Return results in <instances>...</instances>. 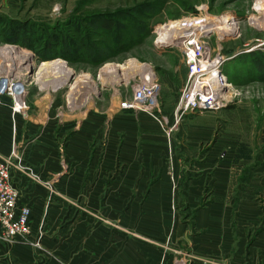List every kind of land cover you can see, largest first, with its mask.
<instances>
[{"label":"crops","instance_id":"obj_1","mask_svg":"<svg viewBox=\"0 0 264 264\" xmlns=\"http://www.w3.org/2000/svg\"><path fill=\"white\" fill-rule=\"evenodd\" d=\"M45 95L26 115L0 99V159L20 142L41 178L12 170L41 248L0 242V264H264V173L200 152L206 128L171 136L153 114L111 104L64 139Z\"/></svg>","mask_w":264,"mask_h":264},{"label":"rangeland","instance_id":"obj_2","mask_svg":"<svg viewBox=\"0 0 264 264\" xmlns=\"http://www.w3.org/2000/svg\"><path fill=\"white\" fill-rule=\"evenodd\" d=\"M126 10L137 25L123 19L121 13ZM0 16L11 25L0 36V75L8 71L28 79L32 109L33 101L46 94L39 104L54 108V120L64 139L73 134L74 123L81 121L91 107L112 104L122 108L133 87L150 89L151 71L158 84L152 95H157L162 112L169 117V124L164 125L168 135L177 133L185 138L190 125L206 128L200 152L217 151L221 160L234 164L236 174L252 172L245 176L253 180L264 173V0H0ZM101 16H113L117 18L115 23L121 21L123 31L119 34L126 38L125 50L100 65L92 63L93 56L82 53L73 61L60 56V40L70 35L82 44V31L86 33L91 21ZM184 18L191 20L190 29L177 30L166 38L160 35L170 22ZM12 22H17L20 29L12 30ZM203 24L206 26L197 36L196 27ZM208 27L211 30L203 33L202 29ZM185 33L191 37L179 39ZM38 35L42 42L35 41L39 48L36 52L26 43ZM5 51L9 52L6 57L10 63L5 62ZM16 52L25 53L26 60H19ZM209 54L230 83L220 93H210L223 96L219 100L222 107L180 113L177 123L179 100L195 84L196 77L189 74L193 58L201 60ZM52 60L65 61L73 74L67 76L68 69L62 63L40 68L43 61ZM132 62L139 67L130 65ZM117 64L130 68L113 67ZM135 111L153 114L149 110ZM259 185L256 197L264 209V185Z\"/></svg>","mask_w":264,"mask_h":264},{"label":"built area","instance_id":"obj_3","mask_svg":"<svg viewBox=\"0 0 264 264\" xmlns=\"http://www.w3.org/2000/svg\"><path fill=\"white\" fill-rule=\"evenodd\" d=\"M201 60L200 58L197 60L196 57L195 59L193 58L194 64H191L189 74L190 77H196L195 84L191 86L190 93L183 95L179 100L176 108L177 123H179L181 117L179 115L180 113L182 114L186 111H194L196 109H219L222 107L214 102L213 95L202 91L203 84L201 88L199 87L200 90H195L194 88V86L201 84L203 81L206 69L217 62L216 60H212L210 54L209 57H204ZM187 61L190 63V58ZM208 62H210V65L207 64ZM155 80H157L156 77L149 80L151 88H146L148 92L144 88L133 87V93L122 101L121 107L123 109L149 110L153 114L157 112V115L154 114L155 117L161 123L163 122L164 125H168L169 117L162 112L157 95H152V90L158 87ZM29 94L28 79L18 74L2 71L0 75V99L1 97H8L11 100L14 114L23 113L26 115L27 110L30 108L28 102ZM218 102L220 101L218 100ZM21 144L15 141L10 155L5 159H0V242L7 245L28 242L36 247H41V241L33 237V230L30 223V208L28 206H19L20 189L15 186L12 180V170L19 169L29 178L41 181V178L24 164ZM46 184L50 186L51 182L46 181Z\"/></svg>","mask_w":264,"mask_h":264},{"label":"trees","instance_id":"obj_4","mask_svg":"<svg viewBox=\"0 0 264 264\" xmlns=\"http://www.w3.org/2000/svg\"><path fill=\"white\" fill-rule=\"evenodd\" d=\"M142 6V5H141ZM123 19H130L129 22L131 25H137L138 21L130 16V10L122 11ZM103 18V19H102ZM117 18L101 16L100 19L96 21H91L92 23L88 28H86V33L82 31V44L80 40H75L73 37L68 35L66 39L60 40L63 42L62 49L60 51V56L64 57L67 60L73 61V58L77 54H85L90 57H94L92 60L94 64L100 65L107 61L109 58L115 57L118 52L122 49L127 48L126 38L121 36L119 33L123 31L122 23L120 20H117L116 23L114 20ZM10 21L4 20L0 16V36L5 29H10ZM12 30L20 29L18 28L17 22H12ZM140 29V28H139ZM138 29V31H139ZM41 37L38 35L36 37L31 36L29 43H26V46L36 52H39V48L36 45V40L42 42ZM61 39L58 37V40ZM17 43H21L18 39L14 40ZM39 42V41H38ZM82 47V50H81ZM41 57V55H40ZM42 58H49L43 57ZM84 60L82 59V62Z\"/></svg>","mask_w":264,"mask_h":264},{"label":"bare ground","instance_id":"obj_5","mask_svg":"<svg viewBox=\"0 0 264 264\" xmlns=\"http://www.w3.org/2000/svg\"><path fill=\"white\" fill-rule=\"evenodd\" d=\"M204 21V20H203ZM203 21L201 20V22L203 23ZM199 22V21H198ZM198 22H196V23H198ZM188 23L190 24L191 23V20L189 19V18H184V19H180V20H177V21H172V22H170L169 24H168V26L167 27H164V28H162L161 29V31H160V35L163 37V38H166L167 36H169L171 33H174V32H177V30H181L182 31V29L184 28L185 30L186 29H190L189 27H190V25H188ZM194 24L195 26L197 25V24ZM206 23H208V22H206ZM213 25V24H212ZM202 26H206V24H203V25H201V26H199V27H196L197 29L196 30H198V32H196V35L197 36H199L202 32H200L199 31V29H201V27ZM176 30V31H175ZM203 30V33H206V32H208V31H210L211 29L208 27V29L206 30H204V29H202ZM183 32H184V30H183ZM186 32V31H185ZM183 34V33H182ZM186 34V33H185ZM177 35V34H176ZM189 35V36H188ZM184 37H191V35H190V33H187L186 35H180L179 36V39H181V38H184ZM187 40H189V39H187ZM186 42V41H185ZM188 45V44H187ZM10 47V46H9ZM5 53V57H6V54L8 53L9 54V52L8 51H5L4 52ZM16 53H19V54H17L18 56H17V58H20L19 60H26V58H27V56H26V54L24 53H20V52H16ZM16 57V56H15ZM6 61L5 62H9L10 63V61L8 60L9 58L8 57H6ZM16 60H18V59H16ZM24 62H26V61H24ZM19 63V62H18ZM20 63H22V62H20ZM56 63H62L63 65H64V67H66V69H68L67 71H65V73L66 74H68L67 76H69V75H72L73 74V72L71 71V69L70 68H68L65 64H66V62L65 61H63V60H52V61H43L42 62V64H41V66L42 67H40L41 69L42 68H47L48 66H50V65H54V64H56ZM136 63V62H135ZM208 64L210 65V62H208ZM219 64V63H218ZM217 64V62L215 63V64H213L211 67H209V68H207L206 69V72L204 73L206 76V80H205V82H203L202 84H203V86H202V84H199V85H196V86H194V88H195V90H200V88H201V86L203 87V89H204V93H208L209 95H210V93H212L213 91H215V92H218V93H220V90H222V88L224 89V88H227V87H229L230 86V83L227 81V79L224 77V75L222 74V69L220 68V66ZM28 65H29V63H28ZM32 65V64H31ZM130 65H132V66H134V67H139L137 64H134L133 62L132 63H130ZM130 65H128V66H123L122 64H117L116 66H113V67H115V68H118V69H128V68H130ZM108 66H112V65H108ZM32 67V66H31ZM30 67V68H31ZM144 67V66H143ZM2 68H3V66H2ZM1 68V69H2ZM114 68V69H115ZM149 71V70H148ZM149 73H150V79H152L153 77H154V75L151 73V71H149ZM65 77H66V75H65ZM77 80V79H76ZM200 87V88H199ZM57 88V87H56ZM221 97H223V96H221L220 94H218L217 96H213V98H214V102H216L217 104H220V102H218V100H220L221 99Z\"/></svg>","mask_w":264,"mask_h":264}]
</instances>
